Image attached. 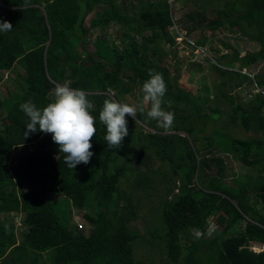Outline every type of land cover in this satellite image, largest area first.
<instances>
[{
    "label": "trees",
    "instance_id": "16d2710c",
    "mask_svg": "<svg viewBox=\"0 0 264 264\" xmlns=\"http://www.w3.org/2000/svg\"><path fill=\"white\" fill-rule=\"evenodd\" d=\"M98 4L109 7L87 25L86 16ZM181 4L193 9L176 20L173 10ZM209 11L216 18L209 20ZM114 20L120 23L122 45L101 35L89 40ZM4 21L12 29L0 31V81L2 72L18 71L20 84L0 98V264H264V250L250 249L252 242L264 245V92L246 102L233 95L253 83L264 91V71H242L264 59V0H135L125 11L117 0H0ZM174 24L186 36L199 28H226L258 41L260 49L242 54L226 41L231 51L210 46L208 67L217 79L212 98L200 105L167 62ZM207 42L205 35L197 40L202 46ZM149 69L163 75V107L174 113L171 127L147 116L148 103L135 121L126 116L122 146L108 148L99 121L104 100L135 106V88H142ZM65 81L96 103L90 110L97 129L94 154L74 170L50 133L37 126L25 137L30 119L20 110L29 100L46 107L54 101L52 89ZM210 100L214 104L205 108ZM227 126H241L250 136L237 137ZM26 144H34V151L24 150ZM227 154L250 169L248 180L224 178ZM155 160L161 165L149 169ZM159 187L160 201L148 210L152 227L141 234L131 225L142 207L132 191L144 189L152 196ZM71 207L89 232L72 222ZM13 212L23 215L18 233L14 220L3 215ZM211 221L213 234L207 236ZM136 246L150 248L148 262L136 257Z\"/></svg>",
    "mask_w": 264,
    "mask_h": 264
},
{
    "label": "rangeland",
    "instance_id": "374dc122",
    "mask_svg": "<svg viewBox=\"0 0 264 264\" xmlns=\"http://www.w3.org/2000/svg\"><path fill=\"white\" fill-rule=\"evenodd\" d=\"M117 4L120 6V10H124L126 8H130L132 5L135 4V1L133 0H117ZM109 5L108 4H98L92 7L91 12L89 13V15L86 16L85 19V23L87 25H89L90 20L92 17H94L98 12H103L106 9H108ZM193 6H184V5H177L176 8H174V12L173 15L175 17L176 20H179L184 13L186 12H190L193 8ZM220 10L223 8V5L220 4L218 7ZM208 15H210L209 20L210 19H214L216 18L215 13H213L212 11L208 12ZM209 26L208 21H205V27ZM177 25H173L171 29L172 32H174V37L175 40L177 39V41L173 44L172 47V51L169 53L168 58H167V62L170 63L169 68L170 70L173 72V75L178 74V79L177 82L182 85L183 87H186L188 89H191L192 92L194 93V98L196 97L199 100L200 105H202L204 103V101L206 100V98L210 97L212 98V93H211V89L213 84L215 83L217 77L215 76V74L210 71L209 67H208V63L209 60H212L211 57V51L210 49L206 48V47H201L199 49L193 50L190 47H186L185 42H188L187 39H183L184 35L181 34L179 38H177V36H179L176 33V29H177ZM182 32V31H180ZM193 35H189L190 38L192 40H197L199 37L205 35L208 37L209 41V45L211 47H214L215 49L220 48L224 51L228 50L231 51L232 48L237 49L240 51V53L244 54L246 51H258L260 49L259 43L258 41L255 40H250L246 37L241 36L240 34L234 33L232 31H230L229 29L226 28H221L218 31L217 30H208L206 28H199L198 30L194 31L192 33ZM101 35L103 38H106L107 40H109L108 42L112 41V44H120L122 45V40H121V33L118 30L117 25L114 22H111L107 28H103V30H99V31H95L94 33H92L89 36V40L93 41L95 39L96 36ZM100 36V38H101ZM223 41H226L228 44L232 45V48H225V45L223 44ZM84 44L80 43V46H82ZM92 45H89V48H87L88 50H92ZM169 46H165V49L168 50ZM83 50V48H80ZM94 49V48H93ZM175 55L177 56V58L175 57ZM176 60H180L183 62V64L180 63V65H175ZM195 63H198L199 65H196ZM179 69V71L177 72L176 69ZM242 71L247 72V73H251V75L264 71V59H260L259 62L252 66L251 70L250 69H243ZM14 73L11 75L10 72H2L3 74V80L0 81V98L5 97L6 94H9V92H6V90L10 91V92H15L18 91V87L17 84L19 79H20V74H18V71H13ZM252 78V77H251ZM126 81L128 80V78H125ZM6 83V86H4V83ZM24 87V86H22ZM200 87V88H199ZM255 89V83H253L250 87L248 86L247 88L242 86L238 89H235L233 91V95H240V100L242 102H246L247 98L249 97L251 94L256 93ZM136 90V98L132 99V103L137 105V103H141L143 104V106L146 108L148 106L147 102L143 101V98L140 100V97H143V92L141 91V87L140 86H136L135 88ZM249 93V94H248ZM248 94V95H247ZM50 96L54 97V89H52ZM93 105H95L96 103L93 101L92 102ZM214 103H212V100L205 102V108L207 106H211ZM5 115V111L2 114V117H4ZM223 121H220L219 124H223ZM0 127H2L1 123H0ZM148 129H151L148 127ZM153 129V128H152ZM226 130L229 131L230 133H233L235 136L237 137H242V138H246L250 136L249 131H246L245 129H243L241 126H236V127H230L228 128V126L226 127ZM133 144H130V148L133 149ZM21 148V147H20ZM24 150L29 151V152H33L35 149V145L34 144H26L23 145L22 147ZM15 149H18V147H16ZM135 153V157L133 159V162H135V158L136 155L138 153V151H134ZM224 161L227 165H229L232 169H233V174H228L225 175V179L227 178H232L234 177L237 180H248L251 176L252 173L250 171L249 168H244L243 166H241L240 161L236 160L233 158V156H231L230 154H227L224 158ZM159 165H161V161L159 160H155V163H151L149 165V169L150 168H156ZM145 169V167H142ZM200 179L202 178V175L200 174L199 176ZM196 180V178H194ZM28 187V186H26ZM125 189V188H123ZM126 190V189H125ZM133 195L136 198L141 199L142 201V207L138 210V214L136 219H134L131 222L132 228L135 230H139V232L141 234L145 233V231L147 230L148 227H152L153 223V219L150 216V214H148V210L150 208V205L158 203L160 201V195H161V189L160 187L157 189V192L152 195V196H148L147 195V191L142 189H135L132 191ZM52 197L55 198H61L60 195L58 194H54L51 193ZM72 208V222L75 223L78 227V229H84L85 232H89V227H86V224L84 221L81 220V217L78 214V209L71 207ZM129 210H127L128 212ZM4 216H6L9 219H13L14 220V225L15 228L18 230L22 227V220H23V215L22 214H18L17 212H13L8 214H3ZM2 216V214L0 215V217ZM18 216V217H17ZM155 222V221H154ZM82 224V227H79L78 224ZM213 227L214 225H212V221L209 222V226H208V232H207V236H210L211 234H213ZM18 244V243H17ZM251 244H256V243H251ZM259 244V243H258ZM139 246V245H138ZM135 247L136 250V257L140 258L144 261H149V258L152 257L150 248L148 246H142V247ZM144 247V248H143ZM158 262V258L156 259Z\"/></svg>",
    "mask_w": 264,
    "mask_h": 264
},
{
    "label": "clouds",
    "instance_id": "9594fccd",
    "mask_svg": "<svg viewBox=\"0 0 264 264\" xmlns=\"http://www.w3.org/2000/svg\"><path fill=\"white\" fill-rule=\"evenodd\" d=\"M12 25L8 21L0 23V31H10ZM149 78L143 83V101L150 104L147 116L157 121L158 126L168 129L174 121V113L166 111L163 107V97L167 86L163 75L155 70H148ZM71 81L56 84L54 88V101L42 109L31 101L20 105V110L30 119L26 125L25 137L39 131L51 134L52 140L59 146V152L64 153V163L71 169L83 163L88 164L93 152L91 140L96 134V119L91 114L93 104L86 98L87 93L79 88L70 87ZM260 89V91L257 90ZM256 93L262 88L255 85ZM264 94V93H263ZM144 112L143 104L129 105L112 98L105 99L99 112V121L106 127L104 139L108 148H120L124 138L128 135L126 116L135 121V114ZM83 226V225H82ZM256 243V242H252ZM253 251L264 250L261 243L251 244Z\"/></svg>",
    "mask_w": 264,
    "mask_h": 264
},
{
    "label": "crops",
    "instance_id": "0c3cea01",
    "mask_svg": "<svg viewBox=\"0 0 264 264\" xmlns=\"http://www.w3.org/2000/svg\"><path fill=\"white\" fill-rule=\"evenodd\" d=\"M133 1H135V0H133ZM133 6V5H132ZM131 6V7H132ZM130 7V8H131ZM193 8V7H192ZM127 9H129V8H126V9H124V10H122V11H125V10H127ZM189 12H186V13H184L183 15H186V14H188ZM111 22H114L116 25H117V27H118V30L120 31V33H121V30L119 29V25H120V23L117 21V20H114V21H110V23ZM110 23H108L107 25H105V29L107 28V26L110 24ZM177 25V24H176ZM177 27H178V30L176 31V33L179 35V36H177V38H179L180 37V35L181 34H183L184 35V38L183 39H187V41L188 42H185L184 41V43L186 44V47L188 46V47H190L191 49H193V50H196V49H199V48H201V47H206V48H208V49H210V45L208 44L209 43V39H208V42L205 44V46H202V45H199V44H197V40H192L191 38H190V36H186V31L184 30V29H182V28H180L178 25H177ZM96 30H94L92 33H94ZM180 31H182V32H180ZM175 34V33H174ZM193 34H191V36H192ZM97 37V36H96ZM96 37H95V39H96ZM94 39V40H95ZM177 41V39L175 40V42ZM214 48V47H213ZM215 49V48H214ZM210 51H211V57H212V60H213V54H212V50L210 49ZM223 52H227V50L226 51H224L223 50ZM255 85H257V83H255ZM51 93V92H50ZM255 93H253V94H251L249 97H252L253 95H254ZM248 97V98H249ZM224 167H225V174L227 175V173L228 174H233L234 172H233V169L229 166V165H227L226 163H224V165H223ZM227 172V173H226ZM229 179H231V180H233V179H235L234 177H232V178H229Z\"/></svg>",
    "mask_w": 264,
    "mask_h": 264
},
{
    "label": "built area",
    "instance_id": "2783aa9c",
    "mask_svg": "<svg viewBox=\"0 0 264 264\" xmlns=\"http://www.w3.org/2000/svg\"><path fill=\"white\" fill-rule=\"evenodd\" d=\"M257 90H258V91H260V89H259V88H257ZM262 92H264V91H262ZM79 226H80V227H82V224L80 223V224H79Z\"/></svg>",
    "mask_w": 264,
    "mask_h": 264
},
{
    "label": "bare ground",
    "instance_id": "6f19581e",
    "mask_svg": "<svg viewBox=\"0 0 264 264\" xmlns=\"http://www.w3.org/2000/svg\"><path fill=\"white\" fill-rule=\"evenodd\" d=\"M18 217V216H17Z\"/></svg>",
    "mask_w": 264,
    "mask_h": 264
}]
</instances>
